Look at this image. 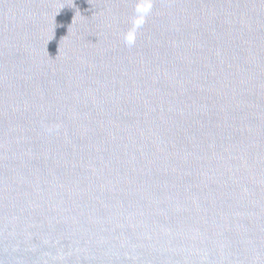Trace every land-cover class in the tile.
<instances>
[{
	"label": "water",
	"instance_id": "1",
	"mask_svg": "<svg viewBox=\"0 0 264 264\" xmlns=\"http://www.w3.org/2000/svg\"><path fill=\"white\" fill-rule=\"evenodd\" d=\"M0 264H264V0H0Z\"/></svg>",
	"mask_w": 264,
	"mask_h": 264
},
{
	"label": "clouds",
	"instance_id": "2",
	"mask_svg": "<svg viewBox=\"0 0 264 264\" xmlns=\"http://www.w3.org/2000/svg\"><path fill=\"white\" fill-rule=\"evenodd\" d=\"M150 10H151L150 8L145 9L144 12H143V14H144L145 16H147V14L150 12ZM141 26H142V22H141L140 24L135 25V27H136L137 29H139V27H141ZM126 43H128V44H133V43H134V40L128 39V38L126 37Z\"/></svg>",
	"mask_w": 264,
	"mask_h": 264
}]
</instances>
